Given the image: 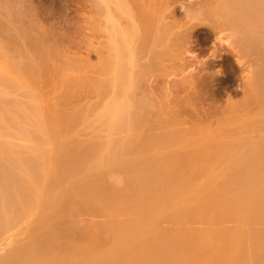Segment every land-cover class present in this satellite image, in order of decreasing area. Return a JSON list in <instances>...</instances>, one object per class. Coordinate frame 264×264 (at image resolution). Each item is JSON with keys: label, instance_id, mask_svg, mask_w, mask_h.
<instances>
[{"label": "bare ground", "instance_id": "6f19581e", "mask_svg": "<svg viewBox=\"0 0 264 264\" xmlns=\"http://www.w3.org/2000/svg\"><path fill=\"white\" fill-rule=\"evenodd\" d=\"M35 4L0 0V264H264L247 226L264 224V120L203 136L226 64L259 67L242 82L264 94V0ZM62 12L67 39L47 24ZM52 72L73 98L47 113L21 80ZM89 118L103 129L80 138ZM181 219L205 227L163 226Z\"/></svg>", "mask_w": 264, "mask_h": 264}, {"label": "rangeland", "instance_id": "374dc122", "mask_svg": "<svg viewBox=\"0 0 264 264\" xmlns=\"http://www.w3.org/2000/svg\"><path fill=\"white\" fill-rule=\"evenodd\" d=\"M36 1H37V3H36ZM43 1H44V3H43ZM52 2H53V0H42V1L34 0V4L36 3L35 5L40 3L39 4V5H41L40 7L45 8V9L48 7V4L50 5ZM39 5H37V6H39ZM58 15H59V17H57ZM55 16H53V17H51V19L47 20L48 27H53L54 21H55L54 27L58 28V30H59L58 34H61L60 38L61 39L66 38L67 39L68 37H70V34H71V30L68 29L69 24H68V20H67V15L65 17V13L62 12L61 14H57ZM71 16H72V13L69 14L68 18ZM54 19H56V20H54ZM52 21H53V23H52ZM217 46H218L219 50L224 49V47L221 48L219 44H217ZM196 52L199 54L200 57L208 55V52L199 51V47L196 48ZM63 53H64V51H63ZM257 57L258 56L256 54H253L251 56V58H257ZM2 58H4V57H2ZM3 61L5 62L6 60H3ZM1 63L5 64L4 65L5 69L8 68V65L6 62L5 63L1 62ZM58 63L61 65L64 64L65 63L64 59H59ZM2 64H1V66H2ZM5 66H7V67H5ZM4 68L2 66L1 69L5 70ZM258 69H259V67H254V66L248 67L246 65L243 70H238L236 72H232L233 69H232L231 65L226 64L224 66V70H225L224 75L232 78V80L227 85H225L224 90L227 91L228 94L226 95L224 93L226 96L225 95L223 96V94H222V97H219L218 103H220L219 104L221 107L220 110H222V111L219 110L218 111L219 113L213 112L214 114L211 113V115L209 114L208 118L204 119L205 120V126L203 127V129H205L204 130L205 134H203V136H209L210 138H217V139H230L232 137L242 138L244 135H246L245 132L234 133V131H233L238 123L244 122L245 120H248V119L264 120V94H263V92L261 91V89L257 85H253L251 87L250 91H246V90H244V85L242 82V80H243L242 76H246V75H249L251 77L250 79H253V77H254V81H255L257 78V70ZM3 70H1L0 72L4 76L3 73H5V72H3ZM6 72H9V70H7ZM66 73L67 72H61V73L55 75L52 72V73H49L47 76L41 77L40 79H37V80H34L31 77H27L21 81L22 82H30V84H32L31 87H36V86L38 87L39 86L41 88L39 92L43 93V98H39V104L43 101L41 108H43L44 110L46 107H48L47 106L48 104H51L50 106H53L54 108L58 107L59 109H67L69 107V105H66V107L62 108L64 106L63 104L65 101L68 102V100H70V98H73V95L70 91L63 92L64 91V84H63L62 77ZM11 74L12 75L14 74L13 70L11 71ZM2 75H0V76H2ZM7 75H8V73H7ZM6 76H5V78H6ZM225 76H222V77H225ZM8 77L9 76H7L6 79H4V78H2V79H4L5 81H8V79H9ZM5 85H7V83ZM8 85H10V84L8 83ZM0 89H1V85H0ZM27 89H28L27 87L19 88L16 93L25 91ZM48 98H49V101H51V103H49ZM55 98L56 99L58 98V99L55 100ZM63 98L68 99V100L64 99V101H63ZM53 99H54V101H53ZM95 100H96V98H95ZM95 100H94V102H95ZM59 101H61V102L59 103ZM52 102H56V103H53L54 105H52ZM61 103L63 106L60 105ZM91 103H92V101H91ZM91 103H88L87 106H89V104L91 105ZM44 104L46 106H44ZM56 104H57V106H55ZM59 105H60V107H59ZM46 110H47V108H46ZM46 110H45V112L50 111V110H47V111ZM89 120L88 121L90 122L91 127L88 126V128H87L86 126L85 127L80 126L78 128L79 129V135L82 134V135H80V138L88 139V138L94 136L96 133H99L100 132L99 130L103 129V128L102 129L99 128V130H98V127H100L99 126L100 123H98V121L97 122H95L96 120L91 121V118H89ZM197 123H198V119H194L193 121L188 122V125L194 126ZM80 129H82L81 132H80ZM91 129L94 130V132ZM89 133H91L90 136L88 135ZM85 135L86 136L88 135V136L86 137ZM103 135H104V133H103ZM81 136H83V137H81ZM257 137L258 136H256L255 138H257ZM30 139H32V140L31 141L29 140L27 142L29 145H30V143L34 142L35 138L30 137ZM241 189L242 188L234 190L233 192L229 193V195L235 194L236 192H239ZM83 218H84V221L81 223V225H89V226H93V227L97 226V225H101V224H103L109 220L108 217H96V216H89V215H86ZM184 225L185 226H191L194 228H204L205 227V226H203V224H199V223L186 224L184 219H181L177 222H165V223H163L164 227H178V226H184ZM233 225H234L233 223H229L226 226L231 227ZM247 226L248 227L264 228V224H247ZM29 240L30 239L21 241L18 243V245H22Z\"/></svg>", "mask_w": 264, "mask_h": 264}]
</instances>
